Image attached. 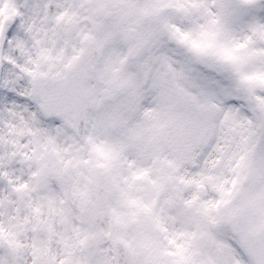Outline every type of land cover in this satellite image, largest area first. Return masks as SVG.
Here are the masks:
<instances>
[{"label": "snow or ice", "instance_id": "6c2138e0", "mask_svg": "<svg viewBox=\"0 0 264 264\" xmlns=\"http://www.w3.org/2000/svg\"><path fill=\"white\" fill-rule=\"evenodd\" d=\"M0 264H264V0H0Z\"/></svg>", "mask_w": 264, "mask_h": 264}]
</instances>
